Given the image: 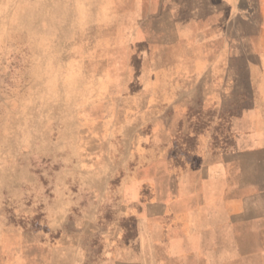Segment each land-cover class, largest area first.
I'll return each instance as SVG.
<instances>
[{
    "label": "rangeland",
    "instance_id": "rangeland-1",
    "mask_svg": "<svg viewBox=\"0 0 264 264\" xmlns=\"http://www.w3.org/2000/svg\"><path fill=\"white\" fill-rule=\"evenodd\" d=\"M150 2L0 0V264H75V250L87 260L109 233L134 236L118 189L149 144L131 142L121 93L135 83L130 39ZM247 103L189 112L209 151L229 148V119Z\"/></svg>",
    "mask_w": 264,
    "mask_h": 264
},
{
    "label": "crops",
    "instance_id": "crops-1",
    "mask_svg": "<svg viewBox=\"0 0 264 264\" xmlns=\"http://www.w3.org/2000/svg\"><path fill=\"white\" fill-rule=\"evenodd\" d=\"M150 1L130 39L135 83L121 93L131 142L149 144L133 151L144 163L118 189L135 234L109 233L87 260L75 250V264H240L264 255V0ZM243 96L229 148L209 151L206 127L189 112Z\"/></svg>",
    "mask_w": 264,
    "mask_h": 264
}]
</instances>
